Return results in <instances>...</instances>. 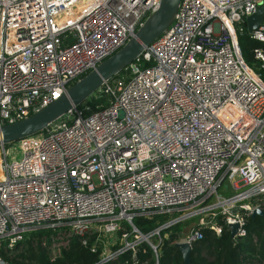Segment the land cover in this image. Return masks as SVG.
<instances>
[{"label":"built area","instance_id":"obj_1","mask_svg":"<svg viewBox=\"0 0 264 264\" xmlns=\"http://www.w3.org/2000/svg\"><path fill=\"white\" fill-rule=\"evenodd\" d=\"M161 2L0 0V127L58 100ZM263 5L181 0L171 26L127 69L129 81L106 82L44 131L1 148L0 247L13 251L28 232L49 229L51 258L73 238H93L106 264L144 242L157 252L153 236L192 218L198 227L178 243L192 245L203 229L221 236L224 224L245 235L264 206V80L239 36L264 46V19L252 33L247 26ZM255 57L264 62V48ZM156 215L171 219L153 234L134 224ZM119 233L126 242L113 249Z\"/></svg>","mask_w":264,"mask_h":264},{"label":"trees","instance_id":"obj_2","mask_svg":"<svg viewBox=\"0 0 264 264\" xmlns=\"http://www.w3.org/2000/svg\"><path fill=\"white\" fill-rule=\"evenodd\" d=\"M239 43L245 61L264 80V62L255 57V50L262 49L264 46L251 39L248 34L239 36ZM130 75V71L126 70L115 78L129 81ZM90 103H95V100ZM9 147L10 145L6 146V148ZM262 211L264 213V206ZM170 219L171 217L167 215H156L151 218L140 216L135 218L134 224L142 234L150 235L167 224ZM198 225L197 218L177 223L152 237V243L157 246V252L150 244L144 242L139 244L135 250L125 251L106 264H185L176 243L188 235L186 231L190 232ZM123 229L130 235L127 240L136 239L137 235L132 232L129 225L125 223ZM244 229L246 234L236 238L232 237L231 231L225 224L221 236H217L211 229H203L202 237L192 243L191 264H264V215L248 217ZM51 234L52 231L49 229L28 232L15 251L11 252L0 247V258L7 264L100 263L101 249L98 253L92 251L95 242L93 238L90 239L88 245H83L79 239L73 238L68 249L58 257L51 258L49 249ZM121 234H118V239L121 238ZM125 242L126 240L120 239L118 245L112 248L123 246Z\"/></svg>","mask_w":264,"mask_h":264},{"label":"water","instance_id":"obj_3","mask_svg":"<svg viewBox=\"0 0 264 264\" xmlns=\"http://www.w3.org/2000/svg\"><path fill=\"white\" fill-rule=\"evenodd\" d=\"M181 0H162L160 8L151 13L134 33L128 43L112 57L105 60L96 70L70 86L54 103L39 113L0 127V149L19 140L44 131L48 126L68 114L97 92L106 82L114 79L130 65L134 64L153 42H155L173 23ZM264 19V5L248 18L247 26L250 33L256 31ZM75 39L70 40L72 43ZM264 215L261 209H257L253 216ZM239 226H231L232 237L238 235ZM184 263L191 264L192 245L190 243H178ZM0 264H7L0 259Z\"/></svg>","mask_w":264,"mask_h":264},{"label":"rangeland","instance_id":"obj_4","mask_svg":"<svg viewBox=\"0 0 264 264\" xmlns=\"http://www.w3.org/2000/svg\"><path fill=\"white\" fill-rule=\"evenodd\" d=\"M18 150H19V149H18V146H17V145L14 146L13 149H12L13 154L16 155L15 158H16L17 160H20V159H21V155H20L19 153H16V151H18ZM1 155H2V152L0 151V157H1ZM172 219H173V217H172ZM186 234L189 235V231H186ZM188 235H187V236H188ZM154 243H155V242H154ZM15 249H16V248H15ZM15 249H13V251H15ZM13 251H11V252H13Z\"/></svg>","mask_w":264,"mask_h":264}]
</instances>
